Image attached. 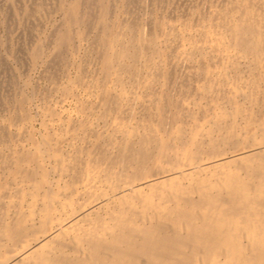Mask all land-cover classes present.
Listing matches in <instances>:
<instances>
[{
  "label": "bare ground",
  "instance_id": "bare-ground-1",
  "mask_svg": "<svg viewBox=\"0 0 264 264\" xmlns=\"http://www.w3.org/2000/svg\"><path fill=\"white\" fill-rule=\"evenodd\" d=\"M0 29V264H264V0H0Z\"/></svg>",
  "mask_w": 264,
  "mask_h": 264
},
{
  "label": "rangeland",
  "instance_id": "rangeland-1",
  "mask_svg": "<svg viewBox=\"0 0 264 264\" xmlns=\"http://www.w3.org/2000/svg\"><path fill=\"white\" fill-rule=\"evenodd\" d=\"M3 31H4V30H3ZM3 31H2V29H0V34H1V35L4 34V33H2ZM34 76H35V77L37 76V72L34 74Z\"/></svg>",
  "mask_w": 264,
  "mask_h": 264
}]
</instances>
